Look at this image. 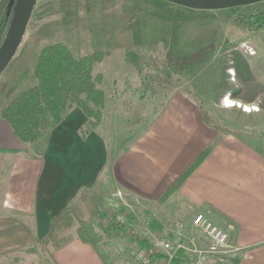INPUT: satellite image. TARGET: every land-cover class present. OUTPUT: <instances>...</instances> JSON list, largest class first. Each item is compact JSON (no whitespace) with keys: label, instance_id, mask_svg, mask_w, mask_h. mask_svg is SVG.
Listing matches in <instances>:
<instances>
[{"label":"crops","instance_id":"crops-1","mask_svg":"<svg viewBox=\"0 0 264 264\" xmlns=\"http://www.w3.org/2000/svg\"><path fill=\"white\" fill-rule=\"evenodd\" d=\"M107 106L95 126L81 107L68 108L59 122L27 142L0 112V263L30 261L52 218L92 191L114 207L147 210L163 227L173 220L194 233L200 230L192 217L203 211L229 228L240 246L225 263L264 264V153L254 142L212 128L204 108L183 90L173 91L139 132L108 118ZM208 145L206 157L175 185ZM147 226L149 231L137 232L142 242H151V230L160 231ZM170 229L174 237L182 228ZM101 253L75 235L51 257L53 264H119Z\"/></svg>","mask_w":264,"mask_h":264},{"label":"rangeland","instance_id":"rangeland-1","mask_svg":"<svg viewBox=\"0 0 264 264\" xmlns=\"http://www.w3.org/2000/svg\"><path fill=\"white\" fill-rule=\"evenodd\" d=\"M262 10L264 0L215 9L170 0H37L18 49L0 74V112L21 89L35 83L41 48L63 41L75 55L101 48L108 50L95 65L102 72V87L108 98L106 116H112L111 120L120 118L122 126L126 123L125 127H131V133L142 131L140 124L149 123L173 91L183 90L204 108L213 122L212 128L221 134L233 132L252 140L264 153V26L250 29L244 22L246 16ZM129 47L142 54L158 53L162 59L168 54L184 57L194 52H199L200 57L186 68L172 72L168 82L148 78L155 89L140 96L142 74H147V69L140 73L125 60L124 52ZM158 55L151 56L158 58ZM228 98L236 104H226ZM81 198L72 212L74 218L64 222L55 241L38 243L26 264L51 262L69 228L89 217L96 218L102 234L99 242L102 254L115 256L119 264H128L129 253L139 247L132 232L149 231L146 215L132 210L133 220L124 217V223L133 231L124 232L118 223L120 218L115 215L120 207H114L110 199L97 197L92 191L82 192ZM146 214L149 216V212ZM191 223L197 228L193 220ZM170 228H182L176 236L189 238L198 249H208L210 245L201 230L194 233L190 225L183 227L173 220L162 230H151L149 234L167 235V231L174 232ZM237 248L240 246L207 250L203 259L198 252L192 254L194 260H203L202 264H227L226 255ZM10 261L16 264L15 259Z\"/></svg>","mask_w":264,"mask_h":264},{"label":"trees","instance_id":"trees-1","mask_svg":"<svg viewBox=\"0 0 264 264\" xmlns=\"http://www.w3.org/2000/svg\"><path fill=\"white\" fill-rule=\"evenodd\" d=\"M15 2L16 0H0V45L8 31ZM244 22L250 29L264 26V10L249 14L245 17ZM104 52H108V50L101 48L89 53L75 55L69 45L63 41L53 42L41 48L35 68V83L21 89L1 110L2 116L8 119L16 135L26 142L35 140L43 133L44 129L52 123L59 122L66 109L76 105L86 113L90 126L97 125L104 115L108 100L106 91L102 87L104 81L102 72L95 69L96 63L104 58ZM107 54H110V50ZM152 54L158 55V53L142 54L137 48L132 47L127 48L124 52L125 60L140 73L143 72V69H147V74H142L140 96H145L147 93L145 91L155 89L148 78H162L168 82L172 72L186 68L191 63L198 61L200 57L199 52L184 57L168 54L163 59L159 58V55L158 58L152 57ZM202 112L205 121L213 125L206 112L204 110ZM83 133L85 134L86 130ZM209 152L210 147L207 146L187 170L178 177L175 185H178ZM79 201V197H77L59 215L52 218L50 230L40 241V244L55 241L57 234L63 229L64 222L74 218L72 212L77 209ZM100 208L102 209L101 206ZM146 212L149 211L144 210L142 212L146 215V223L153 228L156 227L155 229L162 230L163 226L158 223L152 213L149 212V216H147ZM120 213L126 217H133L132 210L126 206H121L115 215ZM118 223L122 226L121 228L131 230L124 222L119 220ZM96 225L95 217L81 219L69 228L68 234L61 239L58 245L60 246L73 236L79 235L84 240L90 241L101 253L99 242L102 239V234ZM132 233L139 246L150 248V239L142 242L144 238L139 237L134 232ZM167 235L173 237L174 234L167 231ZM229 236V240L233 242L234 235L230 233ZM174 261L177 264H187L191 258L183 249H180ZM50 263L53 264L52 257Z\"/></svg>","mask_w":264,"mask_h":264},{"label":"built area","instance_id":"built-area-1","mask_svg":"<svg viewBox=\"0 0 264 264\" xmlns=\"http://www.w3.org/2000/svg\"><path fill=\"white\" fill-rule=\"evenodd\" d=\"M118 217L120 221L124 222V214L121 216L120 213ZM192 220L194 225L209 240L210 245H208V249H198L182 236L153 235L150 248L137 247L134 249L132 257L128 260V264H177L174 259L180 249H183L186 254L190 255L191 261L187 264H202L203 260L201 259H203L204 251L215 252L222 246H228L230 249L236 248L237 244H233L229 240L228 230L224 226L214 222L203 211L196 212ZM192 252H198V256L201 259L194 260Z\"/></svg>","mask_w":264,"mask_h":264},{"label":"water","instance_id":"water-1","mask_svg":"<svg viewBox=\"0 0 264 264\" xmlns=\"http://www.w3.org/2000/svg\"><path fill=\"white\" fill-rule=\"evenodd\" d=\"M195 8H224L252 3L259 0H170ZM37 0H16L12 19L6 36L0 45V74L6 68L22 40Z\"/></svg>","mask_w":264,"mask_h":264},{"label":"bare ground","instance_id":"bare-ground-1","mask_svg":"<svg viewBox=\"0 0 264 264\" xmlns=\"http://www.w3.org/2000/svg\"><path fill=\"white\" fill-rule=\"evenodd\" d=\"M36 4V3H35ZM35 6V5H34ZM21 42V41H20ZM20 44V43H19ZM19 46V45H18ZM228 100V102L226 103V104H228L229 106L230 105H234V104H236V102L233 100V99H231V98H228L227 99ZM246 109H248V107H246Z\"/></svg>","mask_w":264,"mask_h":264}]
</instances>
